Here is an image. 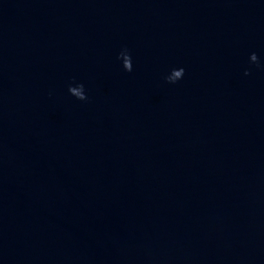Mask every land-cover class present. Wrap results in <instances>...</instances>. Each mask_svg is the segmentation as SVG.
I'll return each mask as SVG.
<instances>
[{
  "label": "water",
  "instance_id": "95a60500",
  "mask_svg": "<svg viewBox=\"0 0 264 264\" xmlns=\"http://www.w3.org/2000/svg\"><path fill=\"white\" fill-rule=\"evenodd\" d=\"M0 264H264V0H0Z\"/></svg>",
  "mask_w": 264,
  "mask_h": 264
},
{
  "label": "clouds",
  "instance_id": "9594fccd",
  "mask_svg": "<svg viewBox=\"0 0 264 264\" xmlns=\"http://www.w3.org/2000/svg\"><path fill=\"white\" fill-rule=\"evenodd\" d=\"M173 83H174V81H173Z\"/></svg>",
  "mask_w": 264,
  "mask_h": 264
}]
</instances>
